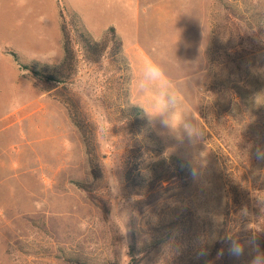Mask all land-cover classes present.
<instances>
[{
  "label": "rangeland",
  "instance_id": "374dc122",
  "mask_svg": "<svg viewBox=\"0 0 264 264\" xmlns=\"http://www.w3.org/2000/svg\"><path fill=\"white\" fill-rule=\"evenodd\" d=\"M260 4L0 0V264H250L253 244L264 250V158L256 153L264 147ZM228 5L242 15L240 24H232ZM61 15L76 63L69 80L48 91L49 82L20 64L42 74L45 65L60 63ZM80 24L97 40L113 26L128 68L107 53L89 59L74 38ZM236 28L244 45L233 49ZM149 57L181 85L183 111L199 121L204 141L179 144L149 123L139 107L147 94L130 89L133 70ZM235 82L250 83L249 99L256 97L247 113L232 109ZM66 105L93 135L103 164L101 188L93 193L80 185L91 183L92 173ZM145 139L158 143L138 149ZM170 156L187 163L188 181L144 196L128 188V173ZM225 217L230 233L220 243ZM234 242L242 254H234Z\"/></svg>",
  "mask_w": 264,
  "mask_h": 264
},
{
  "label": "trees",
  "instance_id": "16d2710c",
  "mask_svg": "<svg viewBox=\"0 0 264 264\" xmlns=\"http://www.w3.org/2000/svg\"><path fill=\"white\" fill-rule=\"evenodd\" d=\"M259 3H261V8L260 10L257 9V11L264 13V0H259ZM227 9H230V12L234 14V17L230 18L232 24L235 26L237 24H240V22L242 21V15H239L234 7L228 5ZM61 17L63 20L61 24L63 58L60 63L52 68L45 65L44 67L47 70V73L42 74L39 71H35V69H33L29 65L20 64L21 69L32 72L33 74L40 76L41 79L43 78L45 79V81L49 82L50 85H45L43 87L45 90L48 91L53 89H55L56 91L59 90L58 85H64L69 80L70 76L72 75V72L74 71L76 63V51L74 48L75 41L73 40L71 32L68 28L65 16L61 15ZM236 30L237 33L235 39H233V47H231L233 49L244 45L243 35L239 32L237 28ZM74 35L76 42L81 46L82 51L87 55V57H89V59H97L100 58L104 53H107L111 59L121 61L125 65V67L128 68L127 59L123 54V42L113 26H110L108 29H106L103 33V36L99 40L94 39L82 24H80V26L75 29ZM262 37H264V29ZM260 42H262V44L264 45V38L262 39V41L260 40ZM258 51L264 52V47L258 49ZM256 52V50H252V52L250 53L252 54L251 56H255L257 54ZM231 88L232 89L229 93V100H231V106H233L232 109H236L237 112L240 109H243L246 113L252 110V105L256 97L254 96L249 99L250 83L245 82L240 85V83L235 82L232 84ZM260 90L262 93H264V87H261ZM212 92H214V88L208 86L206 89V93L210 96ZM217 92L222 95L223 89H219L217 90ZM229 94L227 96H229ZM66 107L73 123L78 128L79 132L83 137L85 144V152L87 154L89 167L92 173L91 183L80 185L82 188H85L87 192L93 193L101 188L103 180V164L101 163V160L98 154L96 153V149L93 144V135H90L89 131L84 128V124L82 123L81 119L76 117L74 112H71L68 105H66ZM134 110L138 114H142L141 109L135 108ZM228 116L234 118L235 121L238 120L236 115L229 114ZM224 121H228V117H224ZM241 122L238 123L240 124L239 126H241ZM209 127L211 128V130H213L217 137L220 136L218 135V130H214V127L211 124L209 125ZM234 128L237 129V126H235ZM157 143L158 142L152 143V141H147L145 139V141H141V143L138 144L137 147H139L138 149H140L145 146L148 149L150 146H156ZM228 148L231 153L235 154L232 146H229ZM246 173L247 176L252 173L251 167L247 169ZM188 179H190V169L187 163L173 156L161 158L157 161L152 162L146 167H140L137 173L134 174L132 177H130V173L126 175L128 188L133 192H137L139 196H144L159 185L160 187H162L164 183H175L179 180L188 181ZM228 214L230 215L229 211L226 212L225 216H228ZM130 221L132 222L131 226L133 227L134 225L132 224H134V220L131 219ZM229 224L230 220L226 219L225 217L219 231L220 243H224L228 239L230 231L227 228H229ZM133 240L134 239H132V241ZM135 245L136 242L133 241L131 251L132 249H134Z\"/></svg>",
  "mask_w": 264,
  "mask_h": 264
},
{
  "label": "clouds",
  "instance_id": "9594fccd",
  "mask_svg": "<svg viewBox=\"0 0 264 264\" xmlns=\"http://www.w3.org/2000/svg\"><path fill=\"white\" fill-rule=\"evenodd\" d=\"M133 72L130 89L138 96L147 94L149 102L139 107L150 124H158L163 134L179 144L204 141L205 134L199 121L193 114L183 111L185 101L181 85L167 73L162 63L149 57L141 61L138 70ZM178 114L179 119L176 118ZM256 153L258 158H264V147H257ZM232 251L242 254L243 246L234 242ZM252 252L250 264H264V250L259 244H253Z\"/></svg>",
  "mask_w": 264,
  "mask_h": 264
}]
</instances>
